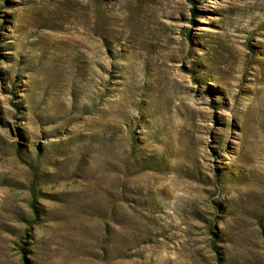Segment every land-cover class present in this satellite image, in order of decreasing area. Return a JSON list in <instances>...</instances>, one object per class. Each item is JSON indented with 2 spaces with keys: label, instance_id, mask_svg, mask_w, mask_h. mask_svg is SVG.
<instances>
[{
  "label": "rangeland",
  "instance_id": "1",
  "mask_svg": "<svg viewBox=\"0 0 264 264\" xmlns=\"http://www.w3.org/2000/svg\"><path fill=\"white\" fill-rule=\"evenodd\" d=\"M0 264H264V0H0Z\"/></svg>",
  "mask_w": 264,
  "mask_h": 264
}]
</instances>
